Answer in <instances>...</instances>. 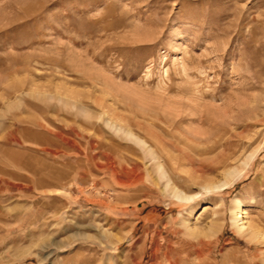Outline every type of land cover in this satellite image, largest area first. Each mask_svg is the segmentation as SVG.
I'll return each instance as SVG.
<instances>
[{
	"label": "rangeland",
	"instance_id": "374dc122",
	"mask_svg": "<svg viewBox=\"0 0 264 264\" xmlns=\"http://www.w3.org/2000/svg\"><path fill=\"white\" fill-rule=\"evenodd\" d=\"M0 264H264V0H0Z\"/></svg>",
	"mask_w": 264,
	"mask_h": 264
},
{
	"label": "bare ground",
	"instance_id": "6f19581e",
	"mask_svg": "<svg viewBox=\"0 0 264 264\" xmlns=\"http://www.w3.org/2000/svg\"><path fill=\"white\" fill-rule=\"evenodd\" d=\"M246 162V161H245ZM244 164V163H243ZM248 164V162H247ZM246 164V165H247ZM245 166V165H244ZM246 167V166H245ZM237 174H240V170H238L237 168L236 169H230L228 171H226V177L224 178L223 181H221L219 184H214L213 185V188H227V186L231 183V181L233 180V178L235 176H237ZM230 186V185H229ZM221 190V189H220ZM178 193H180V195L184 194L183 197H187V198H191V195L189 194H186V193H183V191H178ZM236 202L237 204H239V207L236 208V210L233 212V220L235 222V225H236V228L242 232V233H246L248 232L249 230L253 231L254 228L252 226H249L247 225L246 221L244 220V217H243V211L241 209V205H242V202L239 198L236 199ZM220 218H216V219H213L209 222V225L206 227V228H202L199 230V232L201 233H206L205 235L207 234H212L214 232H217L218 230V221H219ZM200 235V234H199ZM204 235V234H202Z\"/></svg>",
	"mask_w": 264,
	"mask_h": 264
}]
</instances>
